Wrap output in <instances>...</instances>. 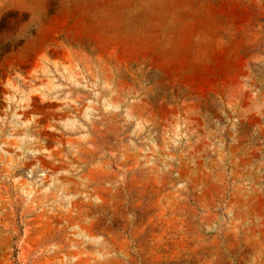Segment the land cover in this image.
I'll list each match as a JSON object with an SVG mask.
<instances>
[{"label":"rangeland","instance_id":"1","mask_svg":"<svg viewBox=\"0 0 264 264\" xmlns=\"http://www.w3.org/2000/svg\"><path fill=\"white\" fill-rule=\"evenodd\" d=\"M0 264H264V0H0Z\"/></svg>","mask_w":264,"mask_h":264}]
</instances>
